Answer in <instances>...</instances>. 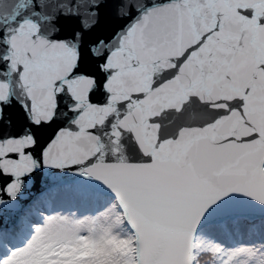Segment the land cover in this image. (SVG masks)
<instances>
[{
  "label": "snow or ice",
  "instance_id": "1",
  "mask_svg": "<svg viewBox=\"0 0 264 264\" xmlns=\"http://www.w3.org/2000/svg\"><path fill=\"white\" fill-rule=\"evenodd\" d=\"M0 264H264V0H0Z\"/></svg>",
  "mask_w": 264,
  "mask_h": 264
}]
</instances>
